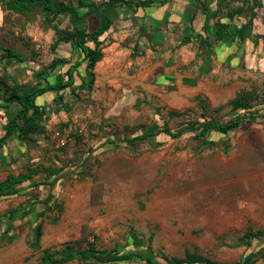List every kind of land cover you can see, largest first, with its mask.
Returning <instances> with one entry per match:
<instances>
[{"label": "rangeland", "instance_id": "374dc122", "mask_svg": "<svg viewBox=\"0 0 264 264\" xmlns=\"http://www.w3.org/2000/svg\"><path fill=\"white\" fill-rule=\"evenodd\" d=\"M91 1L109 0H85ZM193 1L175 0L138 10L139 23L121 16L127 8L109 13L114 27L101 39L103 59L94 70L93 90H78L77 96L64 93L68 110L56 111L55 95L37 100L49 111L46 131L31 142L9 143L0 182L9 174L38 166L56 169L53 192L58 205L48 209L39 204L36 217L14 221L11 233L0 243V264H40L45 251L75 244L108 251L115 246L134 249L145 242L161 264H167L165 257L184 259L189 253L235 264L264 247L257 239L249 246L240 241L248 230L264 229L263 41L217 44L211 38L213 52L203 58L196 41L182 44L191 25L208 35L202 29L201 13L191 20ZM260 1L253 30L263 36L264 0ZM211 8L216 9V3ZM78 11L83 13L82 8ZM97 22L93 15L86 25ZM143 23L148 28L145 35L140 34ZM56 24L61 30H73L69 16ZM154 29L160 30L153 36ZM55 41L53 25L39 12L5 11L0 1V46L27 60V70L13 64L5 71L2 65L0 76L8 72L26 86L57 82V77L45 81L36 73L47 68L44 76L49 75L56 56L66 61L83 58L73 54L70 44L53 50ZM138 44L141 49L134 51ZM80 83L76 75V85ZM240 101L250 105L235 111L233 106ZM251 114L255 119L249 120ZM239 116H244L239 128L212 132L203 138L207 142L190 132L179 139L160 134L145 142H126L157 133L166 124L176 132L189 122L206 119L222 124ZM6 122L0 109V137ZM57 133L67 139L64 146ZM45 174L41 170L34 181H43ZM49 191L41 185L1 199L0 217L43 200ZM39 223L42 237L34 246ZM255 264H264V259Z\"/></svg>", "mask_w": 264, "mask_h": 264}, {"label": "trees", "instance_id": "16d2710c", "mask_svg": "<svg viewBox=\"0 0 264 264\" xmlns=\"http://www.w3.org/2000/svg\"><path fill=\"white\" fill-rule=\"evenodd\" d=\"M5 11H13L21 14L39 12L46 23L53 25L56 41L53 44V50H57L63 44H70L73 54H81L82 60H70L59 58L56 56L49 65L50 74L44 76L47 68L37 72V77L44 78L57 77L55 83H50L47 86H26L18 82L14 75L6 74L0 76V109L5 112L7 122L4 125V134L0 137V170L5 168V159L7 158L5 150L9 143L13 141L31 142L34 138H39L45 133V122L49 115L46 106L37 103V100L46 94L55 95V101L58 103L56 111L62 109L68 110V105L64 103V93L77 96L78 90L92 91L96 82L94 70L99 62L103 59L104 40L102 37L112 31L114 20L109 16V13L117 9L123 8L121 16L125 20L132 17L134 21L139 23L142 18L137 16L138 10H145L160 3L168 5L175 0H109V1H91L86 3L85 0H80L79 3L70 1L68 3L60 0H0ZM250 1H252L250 5ZM242 3L234 7L233 3ZM216 3L217 8L212 9L211 5ZM194 11L191 20L199 13L204 16L202 29L208 35L196 31L194 26L185 29L182 44H190L193 40L199 44L202 50L203 58H207L212 54L214 46L211 38L217 44H231L234 42H252L257 39H263L264 35H255L253 33L254 22L258 17L255 11L256 7H261L260 0H194ZM79 8L83 9V13H79ZM172 9V8H171ZM250 11L249 14H247ZM168 12V11H167ZM96 16L97 23L92 26H87L86 21L89 17ZM69 16L72 22L73 30H61L56 22L61 18ZM188 19V14L184 16ZM244 18L246 21L240 22ZM166 19V18H165ZM168 19V18H167ZM163 19V23L167 22ZM216 19V20H215ZM184 22H187V21ZM215 20V21H214ZM144 21V20H143ZM194 20H192L193 22ZM213 21V24H212ZM138 25V24H137ZM146 24L141 25L140 34L145 35L147 32ZM160 29H154L153 36L157 35ZM160 37V35H158ZM157 37V36H155ZM255 38H257L255 40ZM160 39V38H158ZM158 41V40H157ZM136 51L141 49L140 44L135 46ZM27 60L18 52L3 48L0 46V67L13 64H19L20 70H27ZM83 63L85 66L82 68ZM66 69V70H64ZM86 73L85 75H83ZM76 75L80 77L81 83L76 85ZM12 82V83H11ZM2 92V94H1ZM249 102H236L233 106L235 111L246 109L249 107ZM254 115L251 114L249 120H253ZM244 121V116H239L235 120L228 121L222 124H214L204 120L189 122L187 126L173 132L166 124L162 130L157 133L152 132L129 138L126 142L136 143L151 140L160 134H165L173 139H179L184 134L190 132L195 134L198 140L203 139L212 132H227L236 130ZM113 141H111L112 143ZM44 171L45 179L40 182L34 181V175ZM58 170L38 166L35 169H28L27 172L9 174L8 177L0 182V200L19 196L37 188L41 185L49 187L50 191L46 197L39 201L31 202L28 206L9 212L6 218L0 217V243L4 241L13 229L15 220H24L28 216L36 215V206L39 204L45 205L48 209L57 206L56 196L53 192L58 181L56 173ZM29 182V186L24 184ZM43 225L37 224L34 228V246H38L42 237ZM143 239V236H139ZM254 239L260 240L264 244V229L253 231L248 230L240 239L241 243L252 245ZM144 240V239H143ZM145 243V242H144ZM137 246L134 249L123 250L115 246L108 251H101L95 247H84L79 244L71 245L62 251L44 252L40 264H69L77 261L79 264H123L131 262H141L143 264H161L149 252L148 244ZM264 259V247L256 252H249L235 264H255L257 260ZM167 264H219L211 261L208 258L198 254H187L184 259L165 257Z\"/></svg>", "mask_w": 264, "mask_h": 264}, {"label": "built area", "instance_id": "2783aa9c", "mask_svg": "<svg viewBox=\"0 0 264 264\" xmlns=\"http://www.w3.org/2000/svg\"><path fill=\"white\" fill-rule=\"evenodd\" d=\"M56 137L59 139V141H60V145H61V146H64V145L66 144L67 139L61 137L60 133H57V134H56Z\"/></svg>", "mask_w": 264, "mask_h": 264}, {"label": "crops", "instance_id": "0c3cea01", "mask_svg": "<svg viewBox=\"0 0 264 264\" xmlns=\"http://www.w3.org/2000/svg\"><path fill=\"white\" fill-rule=\"evenodd\" d=\"M253 33H254L255 35H259V34H256L254 30H253ZM255 39H257V38H255ZM248 41L250 42L251 40L249 39ZM259 41H260V39H259ZM262 41H263V45H264V40L262 39ZM251 42H252V41H251ZM254 44H255V42H254Z\"/></svg>", "mask_w": 264, "mask_h": 264}]
</instances>
